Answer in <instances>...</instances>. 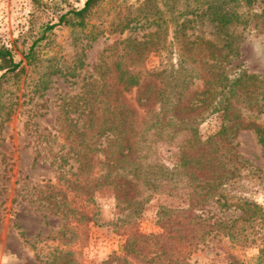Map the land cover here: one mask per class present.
<instances>
[{
	"label": "trees",
	"instance_id": "16d2710c",
	"mask_svg": "<svg viewBox=\"0 0 264 264\" xmlns=\"http://www.w3.org/2000/svg\"><path fill=\"white\" fill-rule=\"evenodd\" d=\"M68 1L53 3L70 7ZM195 1L196 6L185 15L196 14L207 4L204 13H210V21L220 28L240 18L234 12L241 6L239 0ZM101 2L83 0L81 8L70 7L56 23L43 25L24 54L26 64L42 62L40 47L56 27L87 28ZM133 11L135 16L128 15L120 23V34L141 21L164 25L166 30V18L156 0H143ZM186 23L175 27L171 42L160 33L155 40L156 33L142 43L130 38L115 41L81 92L61 100L54 129L32 136L33 164L41 159L47 162L53 177L26 194L47 214L63 221L52 239L72 240L79 230L86 236L95 196L107 191L113 197L119 216L116 228L124 240L117 252L99 264H188L185 249L195 250L220 234L236 235L194 213L203 210L208 200L221 198L222 184L234 175L230 167L237 160L233 140L239 130H253L264 150V128L255 121L264 112V79L248 74L227 76L222 63L228 56L210 41L183 34ZM150 52L156 53L158 64L147 68L143 63ZM0 72V89L13 79L17 82L25 72L23 62H16L1 46ZM59 73V68L49 66L34 89L47 90L46 77ZM68 75L75 77L73 71ZM196 79L204 83L201 90L194 86ZM132 93L134 98L128 99ZM244 109L251 112L247 118ZM214 113H221V126L203 140L199 127ZM157 196L186 206L159 205L155 224L161 231L142 233L138 221ZM21 199L26 201V197ZM247 206L245 200L239 208L245 213ZM66 256L60 251L52 263L68 264Z\"/></svg>",
	"mask_w": 264,
	"mask_h": 264
},
{
	"label": "rangeland",
	"instance_id": "374dc122",
	"mask_svg": "<svg viewBox=\"0 0 264 264\" xmlns=\"http://www.w3.org/2000/svg\"><path fill=\"white\" fill-rule=\"evenodd\" d=\"M142 1L103 0L91 13L84 30L56 27L40 47L42 62L29 66L24 54L39 36L41 27L56 23L58 16L70 7L81 8L83 0H69L66 4L70 7L55 5L53 0H0V46L8 49L16 62L22 61L25 68L17 82L13 79L0 89V264H53L60 251L67 255L68 264H99L117 252L123 242L124 237L116 228L119 216L107 191L98 193L89 207L93 219L87 225L86 236L79 230L68 241L50 237L60 231L63 221L47 214L26 194V190L53 177L47 162L41 159L33 164L34 133L54 129L61 100L81 92L87 77L115 41L130 38L142 43L156 33L155 40L160 33L171 42L175 27L187 20L183 34L210 41L228 56L222 63L227 76L248 74L264 79V0H239L241 6L234 12L240 18L225 28L210 21V13H204L207 4L196 14L185 15L188 8L196 6L195 0H156L166 18V30L164 25L141 21L120 34V23L128 15L135 16L133 10ZM218 1L209 0V4ZM175 52L174 47V55ZM175 60L174 56L173 63ZM143 64L147 68L156 66V53L147 54ZM49 66L59 68L61 73L46 77L47 90L36 91L34 84ZM72 71L75 77L68 75ZM194 86L201 90L204 83L196 79ZM134 96L132 93L127 98ZM250 115L249 110H243V117ZM255 121L264 128V112L256 115ZM221 123V113L210 115L199 127L200 137L205 140L219 130ZM233 144L237 160L230 170L233 168L234 175L222 184L221 198L208 200L206 207L194 215L236 235L232 238L220 234L206 239L195 250L185 249L188 264H264V150L254 131L248 129L239 130ZM245 200L248 212L243 213L239 206ZM162 204L186 206L179 200L157 196L138 221L142 233L161 231L155 224V213Z\"/></svg>",
	"mask_w": 264,
	"mask_h": 264
}]
</instances>
